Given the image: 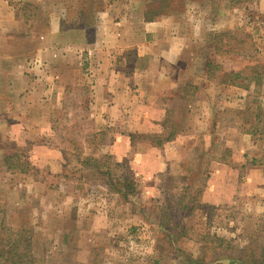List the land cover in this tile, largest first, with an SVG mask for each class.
<instances>
[{
  "label": "crops",
  "instance_id": "0c3cea01",
  "mask_svg": "<svg viewBox=\"0 0 264 264\" xmlns=\"http://www.w3.org/2000/svg\"><path fill=\"white\" fill-rule=\"evenodd\" d=\"M177 1L180 6L172 7L173 1L169 0L168 12L147 20L149 9H157L159 0H99V6L91 13L73 16L67 0H23L25 7L36 4L37 10L34 27L31 26L34 30L31 33L36 34L28 38L20 9H15L8 0H0V147L25 145L30 162L57 165L55 174L63 175L68 166L66 155L48 140L59 115L69 116L66 99L76 92L81 100L86 99L88 127L95 133L92 137L96 132H106L112 137L98 152L115 163L129 164L143 183L135 203L109 200L98 206L76 201L60 203L55 209L49 206L47 213L49 208L57 211L56 232L63 245L70 241L122 240L130 232L140 231L145 250L156 252L155 235L148 229L155 222L149 218L146 207L154 198L157 200L162 191L161 178L166 173L183 176V163L188 160L192 141L187 129L192 128L198 114L193 104L204 100L200 98L201 91L195 95L185 90V86L190 84L203 90L207 80L201 52L206 45L203 36L224 28L227 13L219 15L212 29L205 23V2ZM194 45H199L198 50L202 48L196 57L190 52ZM190 68H193L191 75H181ZM63 71L86 72L81 78L83 86L69 84L73 89H68ZM230 87L231 92H238L239 100L249 96L248 90ZM177 99L192 104L182 109ZM219 113H224L223 107ZM184 118L185 123L179 124ZM203 118L199 121L202 126L209 117ZM218 124L220 127V120ZM237 131L229 159L222 158L227 145L221 137L215 155L206 160L208 180L200 197L205 207L230 208L237 204L241 171L245 174L244 194L252 198L264 196V166L258 164L252 149L255 136L251 131ZM152 136L162 144L158 146L150 139ZM78 164L79 173H96L93 168ZM20 173L29 176L27 172ZM63 189L59 192L65 193ZM71 219L77 225L73 233L66 226ZM117 247L112 246L116 255ZM144 256L139 264L150 259Z\"/></svg>",
  "mask_w": 264,
  "mask_h": 264
},
{
  "label": "rangeland",
  "instance_id": "374dc122",
  "mask_svg": "<svg viewBox=\"0 0 264 264\" xmlns=\"http://www.w3.org/2000/svg\"><path fill=\"white\" fill-rule=\"evenodd\" d=\"M172 1V7L180 6L179 1ZM8 2L15 9H20L28 28V38L34 37L36 33L31 31H34L36 4L25 7L23 0ZM200 2H205V23L215 29L219 15L227 12L224 14L225 26L219 32L203 36L206 45L201 52L207 79L203 90L190 84L185 86V90L195 95L201 91L200 98L204 100L193 104L198 114L192 121V128L187 129L192 141L188 147V160L183 163V176L166 173L161 178L162 191L156 196L157 200L154 198L146 207L149 208V218L155 222L148 229L155 235L156 252L145 250L147 247L141 244L143 234L140 231L128 232L129 237L122 240L70 241L66 245L57 236V211L49 208L50 213H47L49 206L55 209L60 203L76 201L98 206L109 200L135 203L143 187L129 164L115 167V162L101 156L98 152L100 146L112 137L106 132H96L92 137L95 133L88 127L90 119L84 107L86 99L81 100L76 92H71L66 99L70 114L68 117L66 113L59 115L48 140L66 155L68 166L63 175L55 174V163L51 166V163L30 162L29 149L25 145L0 147V264H14L12 262L16 258L10 259L19 255L27 256L24 264H139L145 254L150 258L146 264H264V196L252 198L244 194L242 182L245 174L241 171V195L234 206L205 207L200 199L208 180L206 160L215 155L217 141L221 137L227 145L221 154L226 161L233 152L232 142L239 134L237 130L253 132L252 149L258 164L264 166V0ZM67 3L73 16L75 13H91L100 2L67 0ZM235 8L237 10L233 12ZM198 47L194 45L190 51L195 57L202 50ZM207 63H212V66H207ZM236 72L240 76L237 79L233 76ZM85 73L63 71L62 74L67 85L83 86L81 78ZM192 73L193 68H190L181 75L188 77ZM232 82L236 83L235 87L248 90L249 96L239 100L238 92L233 93L232 87L228 88ZM71 86L68 89L72 90ZM3 102L5 107V99ZM177 102L182 109L192 104L180 99ZM222 107L224 113H219ZM201 117L205 120L209 117L204 126L199 124ZM185 121V118L180 119L179 124L183 125ZM150 139L159 140L156 136ZM94 154L101 156L97 158L101 160L85 165L86 159ZM78 162L93 168L96 173H79ZM20 171L27 172L29 176L25 177ZM131 171L136 193L125 199L118 191L124 190L123 178L131 177ZM61 187L65 193L59 192ZM66 226L72 233L77 228L73 219ZM112 246H118V255L112 252Z\"/></svg>",
  "mask_w": 264,
  "mask_h": 264
},
{
  "label": "trees",
  "instance_id": "16d2710c",
  "mask_svg": "<svg viewBox=\"0 0 264 264\" xmlns=\"http://www.w3.org/2000/svg\"><path fill=\"white\" fill-rule=\"evenodd\" d=\"M169 0H159V3L157 4V9L154 10V8L151 10L149 9V12L147 13V17L146 19L147 20H152V19H155L156 16L155 14H159V13H164V12H168L169 9H168V6H169ZM207 66H212V63H207ZM234 77H236L235 79L239 78V73H234L233 75ZM229 84H232V85H235L236 83L235 82H232V83H229ZM173 138V135L170 136L169 139H172ZM155 143L160 146L162 144V142L160 140H157L155 141ZM105 158V156H104ZM107 159L109 160H112L109 156H107ZM98 160H101V159H97V158H88L86 159V162H85V165H87L86 163L87 162H91V161H94V162H98ZM84 164V163H83ZM115 167H125V165H127V163H123V164H118V163H115L114 164ZM97 169H98V166H97ZM130 175L131 177H124V181L122 182L123 183V187H124V190L123 191H118L119 194H121V196L125 199H128L130 196L134 195L136 193V184L135 182L133 181V172L131 171L130 172ZM218 239V238H217ZM16 258V259H14ZM30 258H32L31 254H30ZM14 259V261L12 263L14 264H24V260L27 259V256L26 255H19L18 257H12L10 260L12 261ZM7 262H8V259H7Z\"/></svg>",
  "mask_w": 264,
  "mask_h": 264
}]
</instances>
